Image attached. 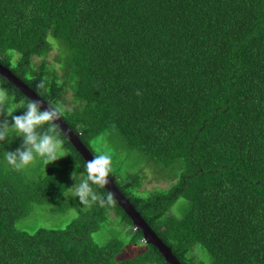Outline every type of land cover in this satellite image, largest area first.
<instances>
[{
	"label": "trees",
	"instance_id": "1",
	"mask_svg": "<svg viewBox=\"0 0 264 264\" xmlns=\"http://www.w3.org/2000/svg\"><path fill=\"white\" fill-rule=\"evenodd\" d=\"M0 64L62 105L93 157L111 132L165 169L172 185L146 197L139 174L109 177L180 264H264V0H0ZM0 89L22 115L30 101L1 77ZM57 133L64 156L43 174L0 153V264H167L115 201L83 204L65 228H16L33 206L81 204L86 163ZM109 215L129 234L96 243Z\"/></svg>",
	"mask_w": 264,
	"mask_h": 264
},
{
	"label": "rangeland",
	"instance_id": "2",
	"mask_svg": "<svg viewBox=\"0 0 264 264\" xmlns=\"http://www.w3.org/2000/svg\"><path fill=\"white\" fill-rule=\"evenodd\" d=\"M54 54V53H52ZM48 62L51 61V58L48 57ZM39 62V61H37ZM63 104L65 107H71L72 105V93L70 91L66 92ZM8 105L13 109L14 105L8 98ZM9 123L11 124V117H7ZM23 143V138L15 136V133L11 134V138H6L5 141L1 142L3 145L0 146V153L6 155V151H15L17 148H20ZM92 150L95 154L107 152L112 156V174L118 179V181L125 179L128 175L135 173L139 174L142 177V183L138 189L135 190V194L146 197L150 192L154 190H166L172 185V180H168L165 169L158 167L155 164L146 158H143L136 150H132L126 147L125 143L119 136H115L113 133H105L97 138H95L90 143ZM64 156V151L58 154V158L54 162L46 164L43 158L37 157L36 161L24 168L25 172L35 173L40 172L43 174L46 172L47 168L55 166L58 161ZM113 177V178H115ZM81 179V177H79ZM74 192V190H73ZM74 197V194H71ZM186 201L179 200L176 202L170 209L169 213H172L175 216L181 215L186 209ZM78 207H83V204L74 202V208L68 209L64 213L49 210L47 206H33L34 211L28 217L21 219L16 222L15 226L18 230H22L28 233H33L37 228L43 227L47 229H60L65 228V226L70 223L72 220L79 216ZM79 208V209H81ZM109 220L103 223L102 227L93 233L92 238L96 243H105L109 238H119L122 239L123 236L129 234V229L123 227L118 222V218L115 216L109 215ZM125 238V237H124ZM140 245L135 247H128L129 249L127 256L133 257L143 249L139 248ZM200 259L205 258L206 255L202 252H199Z\"/></svg>",
	"mask_w": 264,
	"mask_h": 264
},
{
	"label": "clouds",
	"instance_id": "3",
	"mask_svg": "<svg viewBox=\"0 0 264 264\" xmlns=\"http://www.w3.org/2000/svg\"><path fill=\"white\" fill-rule=\"evenodd\" d=\"M38 88H44L43 82L37 84ZM137 91V95H139ZM41 101L33 99L26 105L22 115H14V111L8 105V93L0 89V142L11 138V134L23 138L20 148L6 151L5 159L14 170H22L33 164L37 157L43 158L46 164L56 161L58 154L62 152L63 141L59 138L57 128L65 108L57 104L48 105L41 110ZM7 117H11L10 124ZM48 125L45 131H38ZM0 146H3L0 144ZM112 172V156L110 153L102 152L94 155L91 160L86 161V178L75 184L74 195L79 198L81 204L90 205L99 203L101 207L113 205V195L109 193L105 199L94 191L92 185L104 188L109 184V176ZM199 247V246H197Z\"/></svg>",
	"mask_w": 264,
	"mask_h": 264
},
{
	"label": "water",
	"instance_id": "4",
	"mask_svg": "<svg viewBox=\"0 0 264 264\" xmlns=\"http://www.w3.org/2000/svg\"><path fill=\"white\" fill-rule=\"evenodd\" d=\"M0 77L10 83L16 88L24 97L29 101L36 99L43 104L41 110H44L48 105L39 98L27 85H25L20 79L15 77L6 67L0 64ZM59 124L58 129L64 134L67 140L72 144L73 148L82 157L84 162L91 160L93 155L89 150L79 141L77 136L67 127L62 119L57 121ZM104 189L113 195V199L118 207L125 213V215L131 220L134 230L141 232L142 240L145 244H149L156 248L159 254L163 257L167 264H180V262L172 255L170 249L157 237V235L151 230L146 222L141 218L139 213L135 210L134 206L130 203V200L126 198L115 186L114 178L109 177V184Z\"/></svg>",
	"mask_w": 264,
	"mask_h": 264
}]
</instances>
